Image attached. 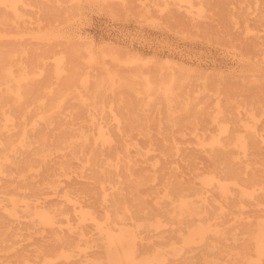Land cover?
Wrapping results in <instances>:
<instances>
[{
    "label": "rangeland",
    "instance_id": "374dc122",
    "mask_svg": "<svg viewBox=\"0 0 264 264\" xmlns=\"http://www.w3.org/2000/svg\"><path fill=\"white\" fill-rule=\"evenodd\" d=\"M4 1L0 69L63 103L42 114L41 89L0 120L25 164L1 181L0 264H121L108 233L134 264H264V0ZM156 73L181 82L173 104L146 90Z\"/></svg>",
    "mask_w": 264,
    "mask_h": 264
},
{
    "label": "bare ground",
    "instance_id": "6f19581e",
    "mask_svg": "<svg viewBox=\"0 0 264 264\" xmlns=\"http://www.w3.org/2000/svg\"><path fill=\"white\" fill-rule=\"evenodd\" d=\"M180 2H185L184 0H175ZM0 4H5L4 0H0ZM260 4L258 3V6ZM17 56V54H16ZM90 61L92 64L98 65L99 61L96 57L91 55ZM115 61V60H114ZM61 64H64L63 62H59V66ZM75 63L71 62L68 63V70L69 72V79L67 80V84L69 86V95L71 96V93L73 90H77L76 87L73 86L74 81L78 77V73L74 72L78 71V68L75 67ZM121 65V64H120ZM57 72L62 73L65 72L64 70H57ZM38 76V75H37ZM160 77V78H159ZM30 75L27 74H20L19 76H16L15 73L11 69L1 70L0 69V120L3 118L6 122V129H9V113L10 112V106L11 104L21 105L25 104L27 97H30L35 92L41 91V89L45 90V94L39 95L32 99V102L38 105L45 106L46 99L51 96V100L49 101L48 105H51L52 109L49 111H44L42 114L51 115L54 112V108H58L63 103L62 98H59L58 95H63L61 89L56 86L48 87L49 83L45 82L43 79H38L36 82L33 79H30ZM87 78H81V83L84 87H89L90 82L89 80H85ZM108 80L111 85L116 84V78L114 75H108ZM154 84L158 85L159 91L164 89V96L166 97V100L169 104H173L176 102L174 95L176 91H179L181 88V82H179L175 78H168L163 79L161 76H159L158 73L155 74L154 81L147 80L146 84V90L149 91L150 88L153 87ZM131 89L135 90L134 87H131ZM98 91V90H97ZM49 92V93H47ZM170 94V95H169ZM160 95V92L156 91L155 96H158V99ZM169 95V96H168ZM97 97L96 95L94 96ZM79 99L83 100V104L89 105V99L85 96L80 95ZM180 99V97H179ZM96 107V103L92 104ZM90 106V105H89ZM9 110V111H7ZM16 119V118H14ZM20 130L18 127L15 128V131L11 134H9V140L5 142H1L0 145L5 149V151H9V156H0V215L9 217V213L12 215H15V212H9V182L3 181L1 184L2 178L7 176V173H9V167H16L17 169H21L25 164L23 162L15 161L13 158L10 157L11 154H16V147L13 144V139L19 134ZM27 137L26 132H22V139H21V146L22 148H26L25 139ZM111 135H107L104 132L99 133V138L101 140L100 144L98 146H95L96 148L101 149L102 151H107V146L110 144ZM84 140V146H88V138L83 135L81 137ZM184 207H186V204H184ZM45 221L48 219L47 217H43ZM195 234L201 233V232H194ZM108 240L110 244L115 245L116 243L122 244V249L124 251L119 254V261L121 264H134V254L132 252V245L133 241L131 236L128 234H122L118 237H114L111 234H107ZM5 236H1L0 241L4 243ZM264 231L259 236V246L258 250L262 251L264 249ZM3 248L0 247V252H2Z\"/></svg>",
    "mask_w": 264,
    "mask_h": 264
}]
</instances>
